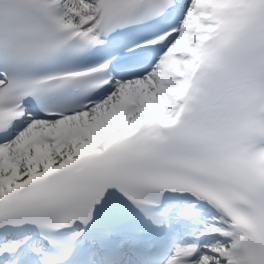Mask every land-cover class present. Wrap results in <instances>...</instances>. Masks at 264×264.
Returning <instances> with one entry per match:
<instances>
[{
  "label": "snow or ice",
  "instance_id": "6c2138e0",
  "mask_svg": "<svg viewBox=\"0 0 264 264\" xmlns=\"http://www.w3.org/2000/svg\"><path fill=\"white\" fill-rule=\"evenodd\" d=\"M0 264H264V0H0Z\"/></svg>",
  "mask_w": 264,
  "mask_h": 264
}]
</instances>
